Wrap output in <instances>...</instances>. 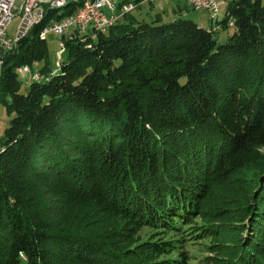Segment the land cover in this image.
<instances>
[{
    "label": "trees",
    "instance_id": "1",
    "mask_svg": "<svg viewBox=\"0 0 264 264\" xmlns=\"http://www.w3.org/2000/svg\"><path fill=\"white\" fill-rule=\"evenodd\" d=\"M132 12L62 38L52 70L46 9L2 56L0 264H193L186 243L203 239V264H264V0L210 11L233 28L224 44L178 6L166 23ZM83 201L123 224H62L51 205Z\"/></svg>",
    "mask_w": 264,
    "mask_h": 264
},
{
    "label": "rangeland",
    "instance_id": "2",
    "mask_svg": "<svg viewBox=\"0 0 264 264\" xmlns=\"http://www.w3.org/2000/svg\"><path fill=\"white\" fill-rule=\"evenodd\" d=\"M217 1L220 3V7L215 17L218 20H222L224 18L225 11H226L227 5L230 0H217ZM151 4H149L148 2L141 4L136 10L132 12V14L136 16L138 19H143L146 22H150L151 20L155 18L157 14H159V16L161 17V22L166 23L167 21L171 20L173 17L171 9L176 8V6H178L180 8V15L184 19L191 20L195 22L197 25L205 29H212L214 38L216 39L218 44L226 43L228 41L229 36L233 34V28H231L230 26L226 30H222L220 27H216L214 22L210 21V19L213 17L214 14L208 10H194L189 7H185L182 3H178L177 0H157V1L152 2ZM46 9L48 10V8L45 7L44 12H43L44 13L43 17L45 15ZM48 11L50 14H52L50 15L49 19L56 20L57 15H58L56 13H58L59 11L57 10H48ZM62 11L64 12V9ZM13 15L14 16L12 20L10 21V23L8 24V27L6 30V36L8 38L16 37L19 32L20 26L22 24L23 17L22 15L18 14L17 10L14 11ZM45 41L47 43L48 50H49L51 69L55 70L56 67L58 66V62L64 59V54H63L64 50L62 51L60 50V45L61 43L63 44V41H60V38L56 37L53 34H47L45 37ZM93 41L95 42L96 38H93ZM22 68L23 67L19 68L16 71L18 78L22 81L23 80L27 81L28 78L31 79L32 78L31 73H30L31 70L28 67H25V68H27L29 74L27 73L26 75H24V77L19 76L18 73ZM8 121L9 119L5 114V108L2 104H0V141L3 138V131L7 127ZM51 205L53 207L54 206L56 207L55 208L56 215L58 213L59 215L57 217L55 215V217L58 219V221H60V223L62 222L68 223V224H72L73 226H86V227H92V228L94 227V229L97 227L103 226L105 229L107 227L108 229H112V230H117V228L123 224V221L120 218L105 217V215L101 214L100 211L97 210L93 202L83 201L79 203L78 205L74 206L73 208L68 209V211L66 210L67 213L64 211L65 209L63 208V206H60L61 207L60 208L59 205L56 203L54 204V202L53 204L51 203ZM57 206L59 208H57ZM206 207L207 208L214 207V205L209 202ZM199 220L200 219L197 218L196 221H199ZM151 233H152L151 229L141 228L138 234L134 236L133 241L131 242L132 244H129L128 246L135 247V244L139 242L141 243L144 242L146 238H149ZM210 243L213 244L216 242L210 239H203V240H199V241L197 240L194 242L192 241L191 246H190V242L186 243V245H188L186 247L189 253L191 254L193 264H200V263L203 264L201 261L203 260L204 257L208 255V253L204 249L206 245ZM173 255H169L166 258L169 259ZM166 258L165 257L160 258L159 261H162Z\"/></svg>",
    "mask_w": 264,
    "mask_h": 264
},
{
    "label": "built area",
    "instance_id": "3",
    "mask_svg": "<svg viewBox=\"0 0 264 264\" xmlns=\"http://www.w3.org/2000/svg\"><path fill=\"white\" fill-rule=\"evenodd\" d=\"M64 1L70 0H0V53L2 51H11L19 39L18 37H13V42H6L2 32L4 21L12 19L14 11L17 10L18 12L19 8H26V18L22 19V24H25L24 31L22 32V36H24L38 17L42 16L45 7L58 10V4ZM154 1L157 0H145L148 3ZM178 1L194 10L215 9L216 4H220L217 0ZM134 9L133 3L125 2V0H89L88 6H84L83 10L72 12V14L68 15V18H63L60 22H54L45 30L44 34H53L59 37L60 41H62V38L68 39L70 35L86 37L87 35H91L92 31L97 29L99 25L109 27L116 25L125 15L130 14ZM27 73L29 74L27 69H21L18 74L20 77H24ZM35 74L31 75V79L38 77Z\"/></svg>",
    "mask_w": 264,
    "mask_h": 264
},
{
    "label": "bare ground",
    "instance_id": "4",
    "mask_svg": "<svg viewBox=\"0 0 264 264\" xmlns=\"http://www.w3.org/2000/svg\"><path fill=\"white\" fill-rule=\"evenodd\" d=\"M88 3H89V0H70V1L60 2V4H58V10L57 11L64 9L68 5H74V7H75V11L74 12H78L80 10H83L84 6H88ZM219 7H220V4H216L215 9H198V10H208V11L216 12V11L219 10ZM48 10H54V9H48ZM18 14L22 15L23 19H25L26 18V8H19L18 9ZM43 14H42L41 17H38V19L34 22V24L30 26V28H32L38 21H40L43 18ZM63 18H68V16L63 17ZM63 18H60L58 20L49 21L46 24V26L42 29V31L39 33L40 39L45 40V37L47 35V34H44L45 30L48 29V27H50V25H52L54 22H60L61 19H63ZM11 20L12 19H6L4 21V23H3V25H2L3 37L6 39V42H13V38H8L6 36V30H7L8 24L10 23ZM108 27L109 26H106V25H99L97 29H94L92 31L91 35L94 36L95 33L99 32V31H103L104 29H106ZM76 37H81V36L80 35H76ZM73 38H74V35L68 36L69 40H71ZM6 52H9V51H2L0 53V66H1V61H2L1 58L4 55V53H6ZM22 69H27V68L23 67ZM32 80L37 81L38 77H34Z\"/></svg>",
    "mask_w": 264,
    "mask_h": 264
},
{
    "label": "water",
    "instance_id": "5",
    "mask_svg": "<svg viewBox=\"0 0 264 264\" xmlns=\"http://www.w3.org/2000/svg\"><path fill=\"white\" fill-rule=\"evenodd\" d=\"M22 25V27H21V29H20V31L18 32V34H17V36L16 37H18V38H20V37H22V32L24 31V28H25V24L23 23V24H21Z\"/></svg>",
    "mask_w": 264,
    "mask_h": 264
},
{
    "label": "crops",
    "instance_id": "6",
    "mask_svg": "<svg viewBox=\"0 0 264 264\" xmlns=\"http://www.w3.org/2000/svg\"><path fill=\"white\" fill-rule=\"evenodd\" d=\"M172 9H174V8H172ZM172 9H171V12H172ZM173 14V13H172Z\"/></svg>",
    "mask_w": 264,
    "mask_h": 264
}]
</instances>
